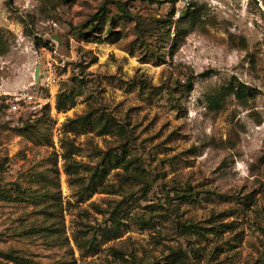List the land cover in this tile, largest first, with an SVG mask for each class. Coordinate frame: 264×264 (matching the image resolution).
Instances as JSON below:
<instances>
[{
	"label": "rangeland",
	"instance_id": "374dc122",
	"mask_svg": "<svg viewBox=\"0 0 264 264\" xmlns=\"http://www.w3.org/2000/svg\"><path fill=\"white\" fill-rule=\"evenodd\" d=\"M169 260L264 264V0H0V264Z\"/></svg>",
	"mask_w": 264,
	"mask_h": 264
},
{
	"label": "trees",
	"instance_id": "16d2710c",
	"mask_svg": "<svg viewBox=\"0 0 264 264\" xmlns=\"http://www.w3.org/2000/svg\"><path fill=\"white\" fill-rule=\"evenodd\" d=\"M235 91V94H236V96L238 97V98H244L245 96H247L248 94L249 95H252V93L251 92H249V90L247 89V86L245 85V84H242V88L241 87H238V88H236V90H234ZM212 106L213 107H215V108H219V107H221V104H218V101H216V100H213L212 102ZM173 260H169V263L168 264H171V263H173L172 262Z\"/></svg>",
	"mask_w": 264,
	"mask_h": 264
},
{
	"label": "water",
	"instance_id": "95a60500",
	"mask_svg": "<svg viewBox=\"0 0 264 264\" xmlns=\"http://www.w3.org/2000/svg\"><path fill=\"white\" fill-rule=\"evenodd\" d=\"M38 75H39V72H38V69L36 70V77H38Z\"/></svg>",
	"mask_w": 264,
	"mask_h": 264
}]
</instances>
